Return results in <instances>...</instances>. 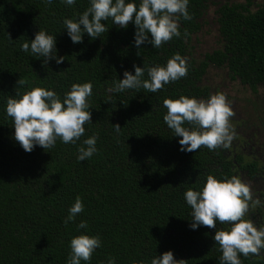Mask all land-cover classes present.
Segmentation results:
<instances>
[{
    "label": "trees",
    "instance_id": "16d2710c",
    "mask_svg": "<svg viewBox=\"0 0 264 264\" xmlns=\"http://www.w3.org/2000/svg\"><path fill=\"white\" fill-rule=\"evenodd\" d=\"M89 6V0H76L73 6L61 0H0V264H67L70 240L82 232L102 241L90 264H106L109 256L116 264H150L169 250L185 264H219L217 229H191L183 193L202 188L209 174L230 178L250 170L254 175L261 162L234 152L235 132L227 149L180 151L182 137L165 124L163 102L181 95L207 99L212 94L205 83L209 70L224 68L252 97L262 96L256 104L264 116V0H189L191 19L181 17V35L160 48L148 43L137 48L134 25L122 29L111 19L101 37L92 40L85 34L82 43L73 44L63 20L76 19ZM211 11L221 46L198 57L193 38ZM40 29L56 36L57 55L65 57L62 64L52 60L45 65L42 57L21 51ZM176 53L187 61L185 77L156 93L143 88L108 91L125 70L134 74L133 65H165ZM19 79L23 86L17 85ZM86 82L93 86L92 123L85 124L84 136L76 144L57 140L48 151L39 146L24 151L14 139L7 99L31 87L54 90L63 98L72 84ZM93 134L98 151L79 162L78 148ZM78 196L84 210L65 224ZM260 204L252 209L264 215V197ZM81 221H87V229H77ZM227 227L217 223L218 229ZM240 259L241 264H264V250L240 254Z\"/></svg>",
    "mask_w": 264,
    "mask_h": 264
},
{
    "label": "clouds",
    "instance_id": "9594fccd",
    "mask_svg": "<svg viewBox=\"0 0 264 264\" xmlns=\"http://www.w3.org/2000/svg\"><path fill=\"white\" fill-rule=\"evenodd\" d=\"M52 3V0H47ZM62 4L73 6L76 0H61ZM89 7L76 19L64 18L63 25L73 44L83 42L87 34L95 40L108 28L105 21L111 19L113 25L127 29L131 22L135 27L134 44L137 48L145 43L160 48L173 37H179V20H188L189 0H89ZM56 36L40 29L34 39L25 41L21 51L32 57H42L47 65L55 60L62 64L65 57L57 55ZM132 71L125 70L123 79L113 82L108 89L111 93H122L129 89H140L156 93L164 85L175 82L188 73L187 61L179 53L171 57L165 65L140 67L133 65ZM147 71L148 79H144ZM25 81L19 79L17 85ZM93 95L90 82L74 83L63 98L54 90L43 87H31L30 90L10 96L6 102V114L13 120L14 139L26 152H32L39 146L46 151L55 147L57 140L62 143L76 144L85 134V124L92 123L89 99ZM167 109L164 122L174 132L181 145L180 151L194 152L201 146L210 151L217 148H229L234 139V129L229 120L234 116L231 103L223 92L210 94L207 99H198L181 95L175 99L166 98L163 102ZM185 124L190 125L186 127ZM116 134L121 126L113 125ZM98 136L93 134L84 139L78 148L77 160L84 162L98 151ZM186 204L190 207L192 230L201 226L216 228L214 241L219 245L222 255L219 264H241L240 254L244 257L259 255L264 250V226L255 225L245 219L249 202L259 205L261 201L253 200L250 185L239 176H206L202 188H188L183 193ZM84 210L78 196L68 209L64 223L74 222ZM227 224L226 229H218L217 223ZM87 221H81L77 229H87ZM102 247L99 235L82 232L70 240V253L67 264H90L92 255ZM106 264H116L109 256ZM133 264H145L144 260ZM150 264H185L177 260L174 252L169 250L162 255L151 258Z\"/></svg>",
    "mask_w": 264,
    "mask_h": 264
},
{
    "label": "rangeland",
    "instance_id": "374dc122",
    "mask_svg": "<svg viewBox=\"0 0 264 264\" xmlns=\"http://www.w3.org/2000/svg\"><path fill=\"white\" fill-rule=\"evenodd\" d=\"M213 10L215 11L214 7ZM205 18L206 23L202 31L199 32L198 36L193 38V44L196 46L195 52L198 57H201L204 53L210 52L221 46L218 25L214 12L211 11ZM205 80V83H208L211 86L212 94L219 91L226 95L234 112V116L232 117L233 119L236 117V120L241 123L250 122L251 124L253 123V125L262 123V113L259 112V105L256 104L262 96H253V98L251 95L252 92L248 88L244 87L239 80L233 81L227 70L224 68H212L209 70V74ZM261 94L263 95V93ZM255 99L256 102L254 101ZM248 100L251 102H248ZM236 129L239 130L238 127H236ZM257 133L259 143L264 145V130L257 131ZM248 145H250V143ZM262 182H264V180ZM253 187L255 188L257 186L254 185ZM262 189L263 193L261 195L264 197V188Z\"/></svg>",
    "mask_w": 264,
    "mask_h": 264
},
{
    "label": "flooded vegetation",
    "instance_id": "af4514ba",
    "mask_svg": "<svg viewBox=\"0 0 264 264\" xmlns=\"http://www.w3.org/2000/svg\"><path fill=\"white\" fill-rule=\"evenodd\" d=\"M261 118L262 123L256 125H253V123L251 124L250 122L241 123L236 120V117L234 119L231 117L229 123L231 128H234V132L237 134H235L237 139H235L236 143L234 144V147L236 149L234 152L245 153L246 157L249 156L252 159H257L261 162V165L258 166L259 170L256 173L254 172V175L250 174V170H246L245 172L241 171V176L239 175V177L250 185L253 200L258 198L260 201H263V196L259 191L264 188V182H262L264 180V145H261L257 139V131L264 130V116L262 115ZM236 127H238L239 130H237ZM249 143L250 145H248ZM254 185L257 186L258 190H255L253 187ZM253 205V202L250 201L245 217L248 216L255 225L264 226V215L260 213L258 208H256V210L254 208L253 210Z\"/></svg>",
    "mask_w": 264,
    "mask_h": 264
}]
</instances>
